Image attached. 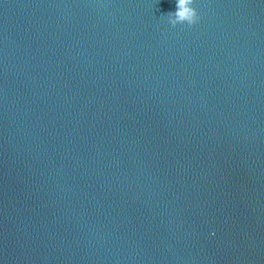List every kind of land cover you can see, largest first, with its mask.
<instances>
[{"label": "water", "instance_id": "95a60500", "mask_svg": "<svg viewBox=\"0 0 264 264\" xmlns=\"http://www.w3.org/2000/svg\"><path fill=\"white\" fill-rule=\"evenodd\" d=\"M0 0V264H264V0Z\"/></svg>", "mask_w": 264, "mask_h": 264}, {"label": "clouds", "instance_id": "9594fccd", "mask_svg": "<svg viewBox=\"0 0 264 264\" xmlns=\"http://www.w3.org/2000/svg\"><path fill=\"white\" fill-rule=\"evenodd\" d=\"M194 0H176V10L169 11L167 15L168 20L172 26L187 23L188 26H193L200 19L198 10L193 6Z\"/></svg>", "mask_w": 264, "mask_h": 264}]
</instances>
